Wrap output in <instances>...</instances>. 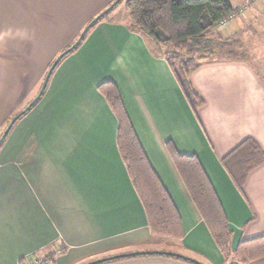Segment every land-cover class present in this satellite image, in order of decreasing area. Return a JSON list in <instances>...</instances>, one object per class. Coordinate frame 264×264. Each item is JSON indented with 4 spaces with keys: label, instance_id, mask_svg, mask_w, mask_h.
<instances>
[{
    "label": "crops",
    "instance_id": "0c3cea01",
    "mask_svg": "<svg viewBox=\"0 0 264 264\" xmlns=\"http://www.w3.org/2000/svg\"><path fill=\"white\" fill-rule=\"evenodd\" d=\"M112 1L0 0V137L37 95L48 66ZM228 1L236 13L219 33L239 41L242 58L203 63L191 73L204 102L196 118L159 51L129 29L125 10L110 11L60 62L40 100L0 145V264L39 257L45 264H190L164 254L115 258L160 251L117 150V122L98 91L104 82L116 86L179 214L185 255L223 264L168 142L198 159L233 249L264 236V163L248 175L243 194L220 164L247 138L264 151V0ZM249 264H264V257Z\"/></svg>",
    "mask_w": 264,
    "mask_h": 264
},
{
    "label": "trees",
    "instance_id": "16d2710c",
    "mask_svg": "<svg viewBox=\"0 0 264 264\" xmlns=\"http://www.w3.org/2000/svg\"><path fill=\"white\" fill-rule=\"evenodd\" d=\"M125 9L129 29L140 34L159 51L196 118L204 102L194 91L190 75L203 63L238 59L239 41L222 39L215 32L217 25L229 20L236 10L228 0H126ZM105 18L106 15L97 23ZM98 91L115 116L117 150L143 207L151 236L181 241L183 233L179 214L137 140L116 86L104 82L99 85ZM166 151L219 250L223 264H249L263 258L264 236L241 240L235 249L232 248V232L225 213L198 159L194 155L179 154L169 142L166 143ZM263 163L264 151L251 138L242 141L220 160L221 166L241 194L248 175ZM169 256L196 264L185 258Z\"/></svg>",
    "mask_w": 264,
    "mask_h": 264
},
{
    "label": "water",
    "instance_id": "95a60500",
    "mask_svg": "<svg viewBox=\"0 0 264 264\" xmlns=\"http://www.w3.org/2000/svg\"><path fill=\"white\" fill-rule=\"evenodd\" d=\"M121 0H116L114 3H112L108 8H106L103 12H101L99 15H97L95 18H93L85 27L84 29L81 31L78 39L74 42L73 45H71V47H69L68 49H66L65 51H63L62 53H60L56 58L55 60L52 62L51 66L49 67L43 81H42V84L40 86V89L37 93V95L34 97V99L29 103V105L23 110L21 111V113H19L18 115H16L15 117H13L11 119V121L9 122V124L7 125L6 129L4 130L2 136L0 137V145L2 144V142L4 141L5 137L7 136V134L9 133L10 129L12 128L13 124L22 116L24 115L26 112H28L39 100L40 98L42 97L46 87H47V84H48V81L52 75V73L54 72L55 68L57 67V65L59 64V62L66 56L68 55L69 53L73 52L74 50H76L79 45L81 44L82 40L84 39L86 33L88 32V30L95 24L97 23L104 15H106L108 12H110L114 7L115 5H117ZM141 254H164V255H173V256H176V257H180V258H185V259H188L190 261H193L194 263L196 264H201L197 261H194L192 259H189L187 257H183V256H180V255H177V254H171V253H160V252H144V253H133V254H128V255H121V256H117L115 258H118V257H122V256H130V255H141ZM103 261H105V259L103 260H97V261H94V262H90V263H87V264H97V263H102Z\"/></svg>",
    "mask_w": 264,
    "mask_h": 264
},
{
    "label": "rangeland",
    "instance_id": "374dc122",
    "mask_svg": "<svg viewBox=\"0 0 264 264\" xmlns=\"http://www.w3.org/2000/svg\"><path fill=\"white\" fill-rule=\"evenodd\" d=\"M115 0H113L106 8H108ZM254 1V0H252ZM251 1V2H252ZM125 2L126 0H121L112 10L115 11V13H119L123 10H125V13H126V9H125ZM105 8V9H106ZM104 9V10H105ZM103 10V11H104ZM111 10V11H112ZM114 13V12H113ZM111 14V12H108L106 15H108L107 17H109ZM215 32L218 33L220 35V37L222 39H227V38H223V36H221V34L219 33L220 32V29L219 28H216L215 29ZM223 35V34H222ZM241 45H239V48L237 50V54L239 55L238 59H241ZM31 102V101H30ZM29 105V104H28ZM26 108V107H25ZM4 132V131H3ZM2 136V135H1ZM153 238H159L158 241H156L154 244H156L157 246L155 247L154 250L156 251H160V253L162 252H169V253H173V254H177V255H180V256H183V257H187L189 258L187 255H185L182 250L179 248V241H176V240H173L171 238H167V237H164V236H155ZM152 247V246H151ZM140 253H144V252H140ZM133 254V253H132ZM43 261L44 258L40 257ZM189 259H192V258H189ZM194 261H197L195 259H192ZM199 262V261H197ZM46 261L44 260L41 264H45ZM187 263H190V262H187ZM192 264V263H190Z\"/></svg>",
    "mask_w": 264,
    "mask_h": 264
},
{
    "label": "built area",
    "instance_id": "2783aa9c",
    "mask_svg": "<svg viewBox=\"0 0 264 264\" xmlns=\"http://www.w3.org/2000/svg\"><path fill=\"white\" fill-rule=\"evenodd\" d=\"M225 23H226V20H224V21H222V22H220L218 25H217V28H222L224 25H225ZM43 261H44V259H43ZM42 259L39 257V258H37L32 264H41L42 262ZM19 264H27V263H24V262H19Z\"/></svg>",
    "mask_w": 264,
    "mask_h": 264
}]
</instances>
